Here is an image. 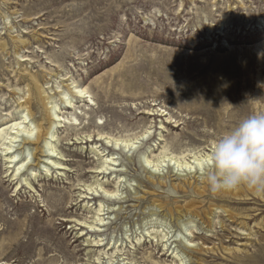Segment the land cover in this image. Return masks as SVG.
<instances>
[{
  "label": "rangeland",
  "instance_id": "rangeland-1",
  "mask_svg": "<svg viewBox=\"0 0 264 264\" xmlns=\"http://www.w3.org/2000/svg\"><path fill=\"white\" fill-rule=\"evenodd\" d=\"M3 41L0 125L19 116L16 99L29 83L25 73L49 81L46 95L60 104L59 92L69 86L75 108L64 110L68 116L78 111L80 120L56 130L67 173L52 163L50 171L34 166L45 161L41 138L37 156L29 157L28 167L35 171L24 170L34 187L16 192L17 180L10 181L0 155V262L182 264L181 255L187 264H264V228L252 220L240 228L220 208L262 211V218L263 201L215 194L203 181L204 169L187 174L170 162L155 171L147 163L163 150L190 153L187 159L196 150L208 152L240 118L264 112V0H0ZM17 52L29 60L19 62L23 57ZM76 85L90 88L94 102L75 96ZM15 89L20 93L14 95ZM40 109L32 117L36 123L42 122ZM148 109L166 114L148 116ZM102 131L137 142L131 149L115 146L113 140H100ZM35 146L22 144L21 156ZM109 152L118 163L99 174L95 166ZM97 179L108 189L119 186L118 196L109 198L103 190L91 194L86 185ZM189 183L206 186L205 193L196 194ZM192 199L201 202V211H214L211 228L204 214L176 211ZM100 200L107 221L98 232L102 236L85 235L64 221L93 220ZM161 201L174 208L173 216L158 206ZM149 230L168 232L167 246L162 242L167 238L150 237ZM96 238L103 240L85 241ZM222 242L242 251H222ZM189 245L219 251L189 252Z\"/></svg>",
  "mask_w": 264,
  "mask_h": 264
},
{
  "label": "bare ground",
  "instance_id": "bare-ground-1",
  "mask_svg": "<svg viewBox=\"0 0 264 264\" xmlns=\"http://www.w3.org/2000/svg\"><path fill=\"white\" fill-rule=\"evenodd\" d=\"M19 42L25 43V44L28 43L27 40H23V39H19ZM6 48H7V43L4 41L0 42V49L6 50ZM17 55H19L20 57H23V59L19 60V62H25V61L29 60V58H27V57L24 58L25 56L20 55L18 52H17ZM43 76H46V75H43ZM23 77L25 79L28 77L29 83L26 84L27 90H25L22 95L19 94L17 99H16L17 100V106L19 107V109H18L19 116L16 118H13V119H9L6 117V118L2 119L3 123H2V125H0V151H1L0 155L3 154L4 157L6 158L5 163L8 164L6 172L9 173L7 176H9V178H11L10 181L15 182L17 180L15 183L16 189L14 190L16 192L20 187H22L24 185L34 187V184H32L33 182H31V180H33V179L29 178L28 175H27V177L24 176V170L26 169L27 171L28 170H30V171L34 170L35 171V168H32L30 166L28 167V165L30 164L29 157L31 155L34 157L37 156L38 148H39L38 143L41 141V138L45 139V144L47 147L46 151L44 149L42 150L43 155H41L45 158V161L39 160V162H37L34 166L35 167L40 166V165L42 166V164H43V166L47 167V169L50 171V168H52L50 166V164L52 163L56 169H58L59 171H63V173L64 172L67 173V171H68L67 160L64 157L65 154H64L63 150L57 144L59 137L56 133V130H57V128L64 126V124L65 125H67V124L78 125L79 120H80L78 117V114H77L78 111H77V113H71V115L68 116L69 114L67 113V115H66V111L64 110L65 108H67V109H69L71 107L75 108L74 99L70 95V91L72 89L69 86L67 87V90H63V91L59 92L61 95L60 100L64 103V104H60L59 101L55 100L56 96L50 95L49 93H47V95H46L48 87H45V84L50 83L49 81H46L45 83H40L41 81H40L39 77L35 74H32V73H28V74L25 73V75H23ZM57 78H58V75H57ZM59 87H60V85H58L57 88H59ZM73 89H76L74 91L76 94L75 96H77L79 98L81 97V99H84V98L87 99L88 98L90 103L94 102L93 97H92L93 94H91L90 88L76 85L73 87ZM18 90L21 91L22 89L18 88ZM18 93H20V92H18ZM18 93L16 92V89H15L14 95H17ZM80 93H84V95H81ZM37 107L41 108L40 109L42 111L41 115L43 116L42 122L46 121L47 127H44V124L42 122L36 123L33 121L32 117L35 115V109ZM159 113H161V114L159 115ZM147 114H148V116L149 115L150 116H155V115L162 116V115H165L166 113H165V110H163V111L162 110H159V111L156 110L155 111L154 109H148ZM161 124L163 126V123H161ZM105 135H107V136H105ZM99 136L101 137L100 140L103 138H106L109 141L113 140L115 143V146L116 145L121 146V147L124 146V147L130 148V149L137 142V141H134V139H132L133 137L132 138H124L123 136L117 137V135L116 134L114 135V133H112V132L108 133V132L102 131L99 133ZM89 137H91V135H89ZM94 143L96 145L98 142L96 141ZM22 144L23 145H36V146L32 149L28 148L29 150L32 151V153L28 150L27 156L22 157L21 156V154H22L21 145ZM209 153H210V151L202 152V150H198V151L196 150L194 152H191V154L193 156H191V158L187 159V157L190 153L175 154L172 152L169 153L167 150H163L158 154L157 158H154V159L153 158H147V163H149V164L151 163L153 165L152 167L155 168L154 170L159 171V170H161L162 167H164L166 165V163L169 166V163L171 162L172 164L173 163L177 164V168H181L182 171L187 172V174H191V172H194L192 170H195V172H198L199 170H203V169L205 170V160L207 159ZM102 157H105V160H102L100 165L95 166V168L98 170L99 174L100 173L104 174L105 171L107 172V170L111 169V166H115L118 163L117 157L115 156V153L109 152L107 155H103ZM190 159H192V160H190ZM10 168H12V170ZM32 175L34 176L35 173H32ZM203 181L205 183L206 178H203ZM189 185H190V187H193V186H191L192 185L191 183H189ZM86 187H87V190L92 191L91 194H95V196H97V194L101 190H103L104 193L109 194V195H107V196H109V198H112V197L116 198V196H118V192L120 189L119 186H117L119 189L117 187H116L117 189L116 188L115 189H108L107 186H104V183L100 182L98 179L94 183H91V184L89 183L88 185H86ZM193 189H194V192L196 194L201 196L202 194L205 193L206 186L204 188H199L198 185H195L193 187ZM214 193L215 194L221 193V194H224L226 196H230V197L232 196V197L240 199V200L252 199V200H257V201L260 200V201L264 202V190L254 191V190L248 188L247 186L246 187L240 186L234 190H227V191L220 190V191H216ZM102 201L100 200L99 207L98 208L96 207L97 209L95 211L96 213L93 216V220L89 221L87 219L67 218V219H64V221L68 220V222L70 224H74V226H80L79 230L82 233L85 232V235L90 234V232H94L95 235H97L99 237L102 236L98 232H101L102 227L106 226V224H107L106 217H105L106 213H102V212H105V210H106L105 206H104L105 204L103 205ZM200 203L201 202L192 199V201L187 202L183 206H177L176 211L181 212L184 210L186 214H191L195 217H198V216H201L202 214H204L205 216H201V218L205 219L204 220L205 223L208 225L209 228H211L212 227V225H211L212 221L209 218V215H211L212 212H214V211L211 209L205 210V212L201 211L200 210V206H201ZM158 206L166 214L168 213L171 216L174 215V208H172L168 203H164L161 201V202H159ZM110 208H107V209H110ZM217 208H219V206H217ZM220 208L223 209L222 211H224L227 214L226 216H228L229 219H233L232 220L233 223L238 222V224L241 225V226H239L240 228L247 229L246 227L249 225L250 220L255 221L256 225L254 227L258 228L259 230H262L264 228V217L259 218V216L261 217V215H263L262 211L260 212V215H259V214H253L250 211L249 212H243V211L235 210V209L228 208V207H222L221 206ZM107 213H109V212H107ZM182 224H184V223L182 222ZM224 226H225L224 223H222L223 228H224ZM0 227H1V225H0ZM187 230L189 231L190 228L188 227ZM86 231H87V233H86ZM147 234H149L150 237L154 236L153 238H158V240L159 239L163 240V239L167 238L166 239L167 241L166 240L162 241V242H166V244H164V245L167 246V242L169 241V233L168 232L157 235V234L153 233V231L150 232V230H149ZM171 237H173V236H171ZM102 240H103L102 238H100V239L96 238L93 240L87 239L85 241H87L88 243L94 242L96 244H99ZM190 241H194V239H190ZM202 244L205 245V242H203ZM118 247H116V248L118 249ZM189 247H190V250L188 249L189 252H192L193 250L219 251V247H215V246H213L209 249H205L202 246L200 248H192L191 245H189ZM221 250L226 251L231 255L235 254L236 252L242 251V249H240V248L235 249V251H234L230 247L224 245L223 242H222ZM173 252L174 251H172V253ZM115 253H117V251H113L111 253V255L112 254L114 255ZM177 257L180 258L179 260L182 262V264H187L185 262L186 257H183L181 255H177ZM96 259L100 260V255H98L96 257ZM131 261H133V260H131ZM109 262L111 264L114 263L111 259ZM93 263H94V261L87 260L83 264H93ZM0 264H9V263L1 261Z\"/></svg>",
  "mask_w": 264,
  "mask_h": 264
},
{
  "label": "clouds",
  "instance_id": "clouds-1",
  "mask_svg": "<svg viewBox=\"0 0 264 264\" xmlns=\"http://www.w3.org/2000/svg\"><path fill=\"white\" fill-rule=\"evenodd\" d=\"M205 178L213 192L242 185L264 190V112L243 116L214 141Z\"/></svg>",
  "mask_w": 264,
  "mask_h": 264
},
{
  "label": "snow or ice",
  "instance_id": "snow-or-ice-1",
  "mask_svg": "<svg viewBox=\"0 0 264 264\" xmlns=\"http://www.w3.org/2000/svg\"><path fill=\"white\" fill-rule=\"evenodd\" d=\"M81 95H84V93H80Z\"/></svg>",
  "mask_w": 264,
  "mask_h": 264
}]
</instances>
